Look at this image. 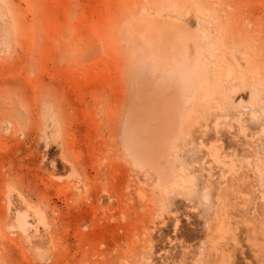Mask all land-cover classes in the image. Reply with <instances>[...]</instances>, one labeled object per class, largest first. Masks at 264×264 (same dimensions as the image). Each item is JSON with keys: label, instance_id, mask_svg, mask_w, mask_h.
I'll use <instances>...</instances> for the list:
<instances>
[{"label": "rangeland", "instance_id": "rangeland-1", "mask_svg": "<svg viewBox=\"0 0 264 264\" xmlns=\"http://www.w3.org/2000/svg\"><path fill=\"white\" fill-rule=\"evenodd\" d=\"M194 38L200 81L163 188L122 147L131 58L192 59ZM256 168L264 0H0V264H208L218 196L230 233L212 264H264Z\"/></svg>", "mask_w": 264, "mask_h": 264}, {"label": "bare ground", "instance_id": "bare-ground-1", "mask_svg": "<svg viewBox=\"0 0 264 264\" xmlns=\"http://www.w3.org/2000/svg\"><path fill=\"white\" fill-rule=\"evenodd\" d=\"M159 30L163 33L160 39H168L169 36L163 29ZM200 32L203 37L206 34V29L202 27ZM180 40L177 39V43ZM192 43L196 48V56L192 59L187 56L184 48H181V51L179 50L178 55L175 56L163 54L158 59L149 55V59L145 58L141 61V58H138L135 53L131 58L133 70L129 82L130 104L121 136L122 147L132 167L152 172L157 183L163 188H169L172 183L171 171L165 164L168 146L176 133L180 113L200 81L202 64L199 60V48L195 38L192 39ZM205 61L209 62L207 57ZM250 70L254 76L261 73L256 64L251 65ZM225 77L232 82L237 79L231 63H228L225 68ZM217 152L209 148L211 161L221 164L231 171L233 165L221 161ZM256 170L263 190L262 200L264 202V170L259 168ZM223 204L222 199L218 196L214 214L216 223L209 227L211 234L208 236L209 247L206 260L208 264H212L217 259L213 260L217 253L215 247L217 240L223 239L230 231V227L224 219ZM251 240L249 241L251 242ZM216 264H225V261L218 260Z\"/></svg>", "mask_w": 264, "mask_h": 264}]
</instances>
